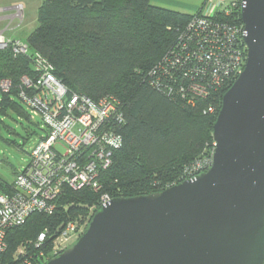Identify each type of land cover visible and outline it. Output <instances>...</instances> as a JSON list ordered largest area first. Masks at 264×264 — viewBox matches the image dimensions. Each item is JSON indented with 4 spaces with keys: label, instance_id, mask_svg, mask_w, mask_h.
I'll list each match as a JSON object with an SVG mask.
<instances>
[{
    "label": "trees",
    "instance_id": "trees-1",
    "mask_svg": "<svg viewBox=\"0 0 264 264\" xmlns=\"http://www.w3.org/2000/svg\"><path fill=\"white\" fill-rule=\"evenodd\" d=\"M240 11L237 8L233 15L242 23ZM195 15L154 5L152 0H42L38 25L27 37L31 53L46 56L71 90L95 99L117 96L125 112L119 128L124 141L100 175L99 192L66 187L53 214L35 212L8 231V254L21 245L33 249L30 241L46 228L49 238L55 237L68 222L89 211L93 216L103 193L118 198L160 192L192 175L198 160L212 158L213 125L223 95L234 82H224L194 104L182 98L176 81L165 79L161 71L156 77L169 82L173 92L150 82L151 69L175 46ZM25 74L35 76L30 53L0 50V81L8 78L13 83L9 93L0 89V120L10 111L31 120L17 98ZM210 105L214 113L205 112Z\"/></svg>",
    "mask_w": 264,
    "mask_h": 264
},
{
    "label": "built area",
    "instance_id": "built-area-1",
    "mask_svg": "<svg viewBox=\"0 0 264 264\" xmlns=\"http://www.w3.org/2000/svg\"><path fill=\"white\" fill-rule=\"evenodd\" d=\"M241 7L242 0H205L199 14L180 31L175 46L151 69V84L173 92L169 82L162 83L156 77L161 71L165 79L176 81L182 98L194 104L198 97L217 92L224 82H234L246 66L248 53L244 23L235 21L233 15ZM13 16L23 20L22 4L14 6ZM6 48L15 55L31 54L35 76L21 77L17 98L32 120L40 118L45 133L31 149L29 163L15 175L10 189L0 191V264H42L78 240L82 231L78 232L76 221L68 222L51 238L46 228L31 242L33 249L21 245L13 254H8V231L24 224L35 212L53 214L66 187L74 191L102 189L100 175L112 165L114 151L124 141L119 128L125 112L121 100L113 94L95 99L71 90L56 76L46 56L39 51L31 53L28 42L7 38L0 30V50ZM12 87V80L0 81L3 93H9ZM215 111L213 105L205 109L207 113ZM215 147L214 140L212 158L193 164L195 171L186 179L212 166ZM111 199L103 193L99 205Z\"/></svg>",
    "mask_w": 264,
    "mask_h": 264
},
{
    "label": "water",
    "instance_id": "water-1",
    "mask_svg": "<svg viewBox=\"0 0 264 264\" xmlns=\"http://www.w3.org/2000/svg\"><path fill=\"white\" fill-rule=\"evenodd\" d=\"M244 70L213 125L212 166L167 189L112 198L42 264H264V0H242Z\"/></svg>",
    "mask_w": 264,
    "mask_h": 264
},
{
    "label": "rangeland",
    "instance_id": "rangeland-1",
    "mask_svg": "<svg viewBox=\"0 0 264 264\" xmlns=\"http://www.w3.org/2000/svg\"><path fill=\"white\" fill-rule=\"evenodd\" d=\"M24 6V22L21 27H14L19 23L10 21L1 25V28L8 29L5 36L20 37L24 41L31 28L38 25V7L42 0H20ZM1 5V4H0ZM5 6V4H2ZM14 28V29H13ZM6 36V37H7ZM9 38V37H7ZM44 126L39 117L34 121L10 111L7 115H2L0 120V177L12 180L14 172L22 170L30 161V152L38 139L45 133ZM92 212L79 216L75 219L78 225V232L82 233L89 227L92 220ZM30 241L29 244H31ZM76 242V241H75ZM75 242L71 245L73 246ZM70 246V247H71Z\"/></svg>",
    "mask_w": 264,
    "mask_h": 264
},
{
    "label": "crops",
    "instance_id": "crops-1",
    "mask_svg": "<svg viewBox=\"0 0 264 264\" xmlns=\"http://www.w3.org/2000/svg\"><path fill=\"white\" fill-rule=\"evenodd\" d=\"M41 3H40V5H41ZM152 3L154 5L161 6L164 8H169V9L177 10V11H180V12H183L186 14L195 15L201 11V9L205 3V0H152ZM0 4H1L0 8L4 9V10L0 11V30H3L4 34L7 32V30H9L8 26L10 24L7 26L6 29H4L3 27L1 28V25L8 22V21H10V23H14V21L17 20L19 23H17V25L14 27H16V28L21 27L22 23L24 22L25 17L20 22L17 18H15L13 16L14 15V6L17 4H22L21 1L20 0H0ZM2 4H5V6H2ZM36 27H37V25L34 26L33 28H31L27 37ZM7 37L12 38V39L17 38V39L23 40L20 37H15V36H7ZM26 42H27V40H26ZM18 171H20V170L15 171L14 174L16 175L18 173ZM13 179L12 180H6V179L0 177V191H2V192L8 191L10 189L9 185L12 183Z\"/></svg>",
    "mask_w": 264,
    "mask_h": 264
}]
</instances>
